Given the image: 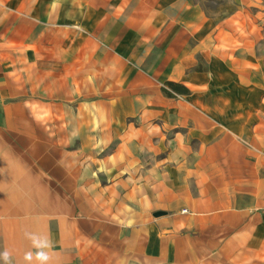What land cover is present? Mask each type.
<instances>
[{
  "label": "crops",
  "instance_id": "obj_1",
  "mask_svg": "<svg viewBox=\"0 0 264 264\" xmlns=\"http://www.w3.org/2000/svg\"><path fill=\"white\" fill-rule=\"evenodd\" d=\"M246 14L214 18L193 0H0V264H264V66ZM216 63L229 76L218 89ZM165 82L190 95L164 97ZM137 115L167 127L169 149L163 133L148 139L175 158L145 169L143 195ZM158 208L167 215L153 220Z\"/></svg>",
  "mask_w": 264,
  "mask_h": 264
},
{
  "label": "rangeland",
  "instance_id": "obj_2",
  "mask_svg": "<svg viewBox=\"0 0 264 264\" xmlns=\"http://www.w3.org/2000/svg\"><path fill=\"white\" fill-rule=\"evenodd\" d=\"M193 2L200 5L207 12V14L211 15L214 18H218V19L221 17L227 16L231 11H233V12L237 11L241 7L245 8L246 13H247L245 18L249 24V26L246 28L247 31H249V32L252 31L251 33H253L254 35H257L259 38L261 37L260 41L257 44L251 45L250 50L257 53V55L259 56V59H260L259 60L260 63L262 64V66H264V0H248V1L244 0L243 5L241 3H239L238 0H193ZM243 22H244V19L240 13L237 14L231 20V24H234L238 30L244 29V27H243L244 23ZM205 45L207 46L208 44H205ZM196 59H197V66L195 67V69L200 70V71H207L208 65L206 64L205 59H203L200 55ZM215 67H216L217 71H219L221 73L220 75H218L217 81H216L217 89H218L219 84H221L225 81H229L228 80L229 76L226 75V78H225L226 80L224 79V75H222V74L225 71V68H223V65L221 63H216ZM162 86H163V84H162ZM217 89H216L215 95L218 93ZM212 93H214V92H212ZM232 94L235 95L236 96L235 98H237L239 100L241 94H243V93L241 91L236 90V88H233ZM206 95H207V93H206ZM92 106H94L93 111L97 110L95 105H92ZM71 113L73 115H78V114H83V111L79 109V106H77V103H74L72 106ZM88 113H91L90 109H88ZM107 119L108 118H106V116H105V122L100 123V125L102 126V127L100 126L101 127L100 130H102V131L104 130L105 132H108L110 129V123L107 121ZM126 123H128V122H126ZM92 125H93V130L95 132L96 123H93ZM130 125L135 126L136 138H137L136 139L135 152L133 155H130V162L135 163L134 173L136 174L137 195H143L144 189H145V187H144V184H145L144 173H146L145 169L147 170L150 167H152L153 169L158 170V173H159V169H157V168H159V166L161 164H167L168 163L167 165H169V164L175 165V158L173 159V161L171 163L169 161L167 162L166 159L169 156H167V154H165V153H162L159 156L158 155L156 156L157 153H155V152H158V150L155 149L153 151V150H151V148L153 149L152 143L155 146H158V142H157L158 140H156V138H153V140L150 144V140L148 139L149 136H151L153 134V135H155V136L157 135L159 138H161L160 136L163 133L166 136V138L162 137L161 143L163 146L167 147L168 149L172 145V139L170 137L171 134L166 135L165 130H167V127L164 126L165 130L162 129L163 124L160 123V121L158 119H151L149 115H145V116H138L137 115L136 117L130 119ZM83 127H84V125L82 124V131L84 130ZM126 127H127V124L120 126V128L125 129V131H127ZM93 130L91 129V124L88 123V128H87L88 133H90V131H93ZM120 135H122V134H120ZM117 140L119 141V139H117ZM94 142L95 141L93 139V144H95ZM78 145H79V140H78V138H75V140L73 141V148L78 147ZM101 157L104 160V163L106 164L108 162L107 154H104ZM126 158H127V156H125V159ZM73 161H75V159H73ZM89 162H90V159H89ZM92 162H95V161H92ZM172 177H174V176H171V178ZM153 179H154V177H153ZM172 180H175V178H173ZM117 190L119 191L120 194H122L126 190V187L123 186V184L121 182L119 185V188ZM183 211L184 210H182V212ZM185 212H186V210H185ZM157 213H161V215L160 216L155 215ZM166 215H167V211L158 208L157 210H155L153 212L151 218L153 220H160L162 218H165Z\"/></svg>",
  "mask_w": 264,
  "mask_h": 264
},
{
  "label": "trees",
  "instance_id": "obj_3",
  "mask_svg": "<svg viewBox=\"0 0 264 264\" xmlns=\"http://www.w3.org/2000/svg\"><path fill=\"white\" fill-rule=\"evenodd\" d=\"M161 93L167 98L190 95V91L187 88H185L182 84L174 82H165L161 87Z\"/></svg>",
  "mask_w": 264,
  "mask_h": 264
},
{
  "label": "water",
  "instance_id": "obj_4",
  "mask_svg": "<svg viewBox=\"0 0 264 264\" xmlns=\"http://www.w3.org/2000/svg\"><path fill=\"white\" fill-rule=\"evenodd\" d=\"M155 215H157V216H160V215H161V213H157V214H155Z\"/></svg>",
  "mask_w": 264,
  "mask_h": 264
},
{
  "label": "built area",
  "instance_id": "obj_5",
  "mask_svg": "<svg viewBox=\"0 0 264 264\" xmlns=\"http://www.w3.org/2000/svg\"><path fill=\"white\" fill-rule=\"evenodd\" d=\"M183 212H185V210Z\"/></svg>",
  "mask_w": 264,
  "mask_h": 264
}]
</instances>
